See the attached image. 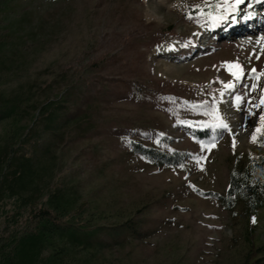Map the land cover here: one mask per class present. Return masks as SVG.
<instances>
[{"label": "rangeland", "instance_id": "obj_1", "mask_svg": "<svg viewBox=\"0 0 264 264\" xmlns=\"http://www.w3.org/2000/svg\"><path fill=\"white\" fill-rule=\"evenodd\" d=\"M214 3L12 1L0 28V93L19 101L21 124L48 98L69 118L42 134L36 194L59 181L91 219L139 224L134 233L101 232L100 250H77L88 264H243L252 242V259L264 264V208L253 222L241 204L228 209L212 194L226 192L236 157H264L251 139L264 112V48L231 38L255 28V14L264 23V9L253 13L264 3L243 0L230 13L234 23L191 7L207 12ZM224 62L239 63L243 75L236 80ZM214 107L230 130L205 115ZM11 124L1 121L0 135ZM34 125L43 131L44 119ZM133 140L185 153L183 167L151 163Z\"/></svg>", "mask_w": 264, "mask_h": 264}, {"label": "trees", "instance_id": "obj_2", "mask_svg": "<svg viewBox=\"0 0 264 264\" xmlns=\"http://www.w3.org/2000/svg\"><path fill=\"white\" fill-rule=\"evenodd\" d=\"M12 1L0 0V28L10 14ZM19 106L15 97L0 93V122L12 120L0 135V264H88V258L79 257L77 250H100L106 245L99 238L101 232L134 233L139 224L128 219L108 226L91 219L85 212L87 203L59 181L36 194L37 150L42 134L54 133L69 118L57 110L54 98H48L30 114L29 125L21 124ZM38 118L44 119L41 132L34 125ZM256 142L264 147V138L258 137ZM132 147L156 165L180 166L187 157L181 151H165L138 140L132 141ZM212 194L228 209L241 204L251 219L264 208V157H236L229 169L226 192ZM251 249L243 264H256L253 242Z\"/></svg>", "mask_w": 264, "mask_h": 264}, {"label": "snow or ice", "instance_id": "obj_3", "mask_svg": "<svg viewBox=\"0 0 264 264\" xmlns=\"http://www.w3.org/2000/svg\"><path fill=\"white\" fill-rule=\"evenodd\" d=\"M255 2V0H254ZM240 3H243V0H231V3H229V0H223L222 3H214L212 5V7L215 9V11H207L205 12L204 9L200 6V5H192L191 7L193 8H197L199 9L200 11V14L202 15H207V17L209 19H211L214 23H218V22H221V21H225V20H229L231 19V21L234 23L236 22L237 20V17L236 16H230V13L236 11V5L237 4H240ZM220 9H223V11H220ZM253 13H248V15H252ZM189 15V18H191V16L193 15V13L190 11L188 13ZM243 19H247V16H243L241 17ZM198 23L200 21H197ZM171 47V45H170ZM226 64L229 65V71L232 72L233 74V77L238 80L239 77L241 75H243V68L242 66L239 64V63H236V62H224ZM250 72L252 74H255L256 73V69L255 68H252L250 70ZM261 75H264V72H261ZM235 86L234 84V81H229L227 82V84H225V88H228V89H231ZM257 85L256 84H253L252 85V88H255ZM221 92H223V89H221ZM242 97L237 95L235 96L234 98V103L236 102H239L241 101ZM213 105L216 104L215 100H213L211 102ZM260 103L261 104H264V96H262L260 98ZM257 107H259V105H257ZM212 115V118L214 120H217L219 121L215 126L218 128V129H224V130H230L229 129V125L228 123L222 118V114L219 112V108L218 107H214L213 111L211 113L209 112H205V115ZM260 121L261 123H258L255 130L253 131L252 133V137L251 139L253 141H256L259 138H264V112H262L260 114ZM180 123H191V121H180ZM235 143V141H234ZM197 159H200V158H197ZM180 167H183V165H180ZM253 219V222H255V217L252 218Z\"/></svg>", "mask_w": 264, "mask_h": 264}, {"label": "bare ground", "instance_id": "obj_4", "mask_svg": "<svg viewBox=\"0 0 264 264\" xmlns=\"http://www.w3.org/2000/svg\"><path fill=\"white\" fill-rule=\"evenodd\" d=\"M259 3L262 4L264 3V0H259ZM260 6L257 7V11L253 13H259L263 11L264 8H259ZM258 9H261L258 10ZM264 12H262L263 14ZM260 14V13H259ZM264 15V14H263ZM253 25L255 28L253 29H248L247 27L241 28L237 30L236 33L231 35V38H235L240 40V43H248L251 41V48L253 49V52L258 51L259 47L264 48V23H262L261 19L255 14L253 16ZM254 30V31H252ZM239 37V38H238ZM255 38L257 40H255ZM264 53V50H263Z\"/></svg>", "mask_w": 264, "mask_h": 264}]
</instances>
